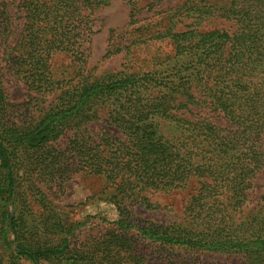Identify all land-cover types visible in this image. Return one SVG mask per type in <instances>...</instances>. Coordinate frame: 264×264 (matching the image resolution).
<instances>
[{"label":"trees","instance_id":"1","mask_svg":"<svg viewBox=\"0 0 264 264\" xmlns=\"http://www.w3.org/2000/svg\"><path fill=\"white\" fill-rule=\"evenodd\" d=\"M122 1L129 6V23L135 24L139 0ZM99 3L19 0L24 23L10 61L27 90L42 96L60 88L49 70L54 54L78 62L76 75L82 76L92 32L84 11ZM210 18L231 21L235 31L199 30ZM183 19L191 23L178 30ZM150 34L149 39L170 46L157 62L171 63L170 69L81 77L31 122L0 116V233L16 257L31 264H210L171 253L159 260V249L179 247L237 254L240 264H264L260 213L228 229L264 167V0H186ZM6 106L0 77V111ZM100 119L102 132L87 129ZM162 123L172 124L178 134L167 137ZM68 131L67 145L54 146ZM26 165L58 188L78 173L102 179L104 189L113 191L117 218L83 240L75 238L76 227L64 225L52 226L64 234L57 243L19 235L26 222L14 217L15 176ZM186 188V210L196 229L140 221L121 204L126 199L148 206L147 191Z\"/></svg>","mask_w":264,"mask_h":264},{"label":"rangeland","instance_id":"2","mask_svg":"<svg viewBox=\"0 0 264 264\" xmlns=\"http://www.w3.org/2000/svg\"><path fill=\"white\" fill-rule=\"evenodd\" d=\"M186 0H139L138 12L135 14V24H130L129 6L122 0H100L99 5L88 9L84 14L91 23V35L88 43L86 58L81 68L82 76L76 75L80 64L74 62L67 54H54L49 60V70L52 80L60 81V88L42 96L27 90L25 81L16 75L11 68V57L15 55L18 47L15 44L20 36L24 23V13L19 7V0H0V77L6 96L7 105L0 111L4 119H12L20 123H28L44 114L59 98L70 90L79 78L95 80L116 73L141 74L162 73L170 69L171 63L157 64L158 57L168 53L170 46L166 42L149 39L158 22L167 14ZM105 3V4H104ZM150 4H156L149 8ZM184 21V19H183ZM191 20H185L177 25L178 30L188 25ZM162 23V27H163ZM236 26L231 21L220 18H210L199 26V30L214 29L225 30L229 33L235 31ZM224 125V124H223ZM101 119L91 122L87 129L100 133L104 129ZM163 133L171 138L178 134V130L169 123H162ZM71 133L65 132L54 146L64 148ZM264 153V143H263ZM16 183L18 185L15 196L14 217L26 222V228L18 229L19 235L28 237L32 241H45L57 243L63 237L58 228L52 226L76 228L77 240L88 239L98 234L100 230L111 227L109 221L117 218L118 211L111 196V189H104L103 180L89 177L83 173L74 175L61 188L51 184L43 175L31 171L29 165L22 166L17 171ZM190 189L175 190L169 193L147 191L144 196L147 204L132 203L124 199V205L140 221L150 222L162 226H182L196 229L189 213L186 210ZM13 212L12 206H5ZM260 213L264 217V167L251 181L247 191V200L240 210L232 214L228 229L233 230L241 222ZM21 221V220H20ZM81 223L80 225H78ZM2 223L0 221V227ZM52 227V228H51ZM9 238L13 239L12 233ZM0 233V264H31L22 257H16L12 248L6 244ZM142 245L148 242H141ZM153 250V245H151ZM147 253L150 248H145ZM164 250H167L165 252ZM178 254L180 257H191L196 262L210 264H240L241 256L237 254H222L207 251H193L179 247L159 249L157 255L165 259ZM152 256H155L153 254ZM150 257H147L149 260ZM153 261H151L152 263ZM40 264H65L57 261H42Z\"/></svg>","mask_w":264,"mask_h":264}]
</instances>
